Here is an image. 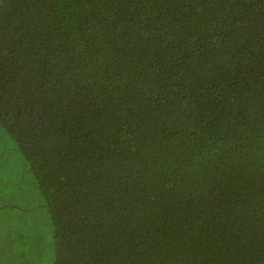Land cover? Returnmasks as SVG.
Instances as JSON below:
<instances>
[{"label":"trees","instance_id":"1","mask_svg":"<svg viewBox=\"0 0 264 264\" xmlns=\"http://www.w3.org/2000/svg\"><path fill=\"white\" fill-rule=\"evenodd\" d=\"M0 129L54 264H264V0H0Z\"/></svg>","mask_w":264,"mask_h":264},{"label":"rangeland","instance_id":"2","mask_svg":"<svg viewBox=\"0 0 264 264\" xmlns=\"http://www.w3.org/2000/svg\"><path fill=\"white\" fill-rule=\"evenodd\" d=\"M50 211L30 164L0 129V264H54Z\"/></svg>","mask_w":264,"mask_h":264}]
</instances>
